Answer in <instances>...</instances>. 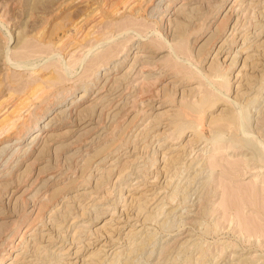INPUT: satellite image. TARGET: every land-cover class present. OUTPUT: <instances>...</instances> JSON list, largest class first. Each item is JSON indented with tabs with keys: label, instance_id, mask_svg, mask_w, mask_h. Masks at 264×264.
I'll return each mask as SVG.
<instances>
[{
	"label": "rangeland",
	"instance_id": "rangeland-1",
	"mask_svg": "<svg viewBox=\"0 0 264 264\" xmlns=\"http://www.w3.org/2000/svg\"><path fill=\"white\" fill-rule=\"evenodd\" d=\"M172 1L0 0V264H264V0Z\"/></svg>",
	"mask_w": 264,
	"mask_h": 264
},
{
	"label": "bare ground",
	"instance_id": "bare-ground-1",
	"mask_svg": "<svg viewBox=\"0 0 264 264\" xmlns=\"http://www.w3.org/2000/svg\"><path fill=\"white\" fill-rule=\"evenodd\" d=\"M171 1H172V0H171ZM222 1H223V0H222ZM172 2H173V1H172ZM170 3H171V2H170ZM170 3H169V4L167 3V4H168L167 7H168V6H171ZM164 7H166V6H164ZM162 8H163V7H162ZM233 10H234V8H233ZM157 11H158V10H157ZM164 15H165V14H163V15H162V18H160L161 20H163V16H164ZM258 24H259V23H258ZM257 33H258V32H257ZM166 34H167V33H166ZM252 34H253V33H252ZM247 37H248V36H247ZM247 37H246V35L244 36V34L241 36V38H240V39L242 40V42H241V47L243 46V43L246 42V38H247ZM235 40H236V39H235ZM223 43H224V42H223ZM247 43H248V42H247ZM138 45H139V44H138ZM142 45H143V44H142ZM142 45H140V46H142ZM140 46H139V47H140ZM143 46H144V45H143ZM139 47L137 46V48H139ZM241 47H240V49H241ZM143 48H144V47H142V49H143ZM124 51H125V50H124ZM217 51H218V50H217ZM239 52H240V50H239V51L237 50V51L235 52L234 57H232V58H235V56H237V54H238ZM149 54H150V53H149ZM126 55H127V54H126ZM146 55H147V54H146ZM2 56H3V55H2ZM9 60H10V59H9ZM231 60L233 61V59H231ZM232 63H233V62H232ZM114 69H115V68H114ZM114 69H113V70H114ZM102 74H103V75L106 74V71H105V72H102ZM218 74H219L220 77H221V74H222V73H219V72H218ZM218 74H215V75L217 76ZM106 75H107V74H106ZM219 75H218V76H219ZM223 75H224V74H223ZM225 75H226V74H225ZM103 77H104V76H103ZM220 77H219V79H220ZM221 78H222V79L225 78V79H223V80H225V81L227 80V79H226V76H224V77L222 76ZM227 78H229V77H227ZM180 80H181V78H180ZM171 81L178 82L179 79H177V80H176V79H175V80L172 79ZM181 81H182V80H181ZM95 82H96V81H95ZM104 83H105V81H104ZM102 85H103V84H102ZM171 86H172V87H175L176 85L174 86L173 83H172ZM171 86H170V88H171ZM101 87H102V86H101ZM105 87H106V86H105ZM258 88H259V87H258ZM98 89H99V88H98ZM171 89H172V88H171ZM171 89H170V91H171ZM172 90H173V89H172ZM210 95H211V94H210ZM212 95H213V94H212ZM86 96H87V95H86ZM208 97H209V96H204V95H203V97H202V96H201V98L199 97L200 100H198V101L196 102L197 106H200V107L202 108V109H200V111H198V112H194V111H195L194 109L197 108V107H195V105H194V106H191L192 108L189 106L191 109H189V107H188V110H192V113L194 112L195 114H196V113H201V115L204 114V113H205V112H204L205 109H203V108H206V107H204V106H205V105H209V107H208L209 109H208V108H207V109L210 110L212 107H214V105L216 104V100H217V99H215V100H211V99L208 98ZM84 98H85V94H84V93H81V94L79 95V99H78V100H82V99H84ZM253 98H254V97H253ZM152 99H153V98H152ZM254 99L256 100L257 97L254 98ZM58 100H59V99H58ZM76 100H77V99H76ZM78 100H77V101H78ZM163 101H164V100H163ZM256 101H257V100H256ZM55 102H56V100H55ZM72 102H75V101H72ZM159 102H160V101H159ZM254 102H255V101H254ZM54 104H55V103H54ZM18 106H19V105H18ZM53 106H54V105H53ZM53 106H52V107H53ZM15 107H16V105H15ZM246 107H247V106H246ZM16 108H17V107H16ZM46 108H47V107H46ZM12 109H13V108H12ZM49 109H50V108L46 109L45 112H43V113L46 114L48 111H50ZM52 109H53V108H52ZM52 109H51V110H52ZM186 109H187V108H186ZM188 110H187V112H188ZM198 110H199V109H198ZM17 111H18V109H17ZM65 111H66V110H65ZM182 111H183V110H182ZM182 111H181V113H182ZM196 111H197V110H196ZM12 112H13V111H12ZM14 112H15V111H14ZM187 112H186V113H187ZM71 113H72V112H71ZM188 113L190 114L191 112H188ZM192 113H191L190 115H189V114H188V115L186 114V116H191V115L193 116L194 114H192ZM247 113H248V112H247ZM249 113H250V112H249ZM51 114H52V113H51ZM11 115H12V114H11ZM48 115H49V114H48ZM201 115L199 114L200 117H201ZM12 116H13V115H12ZM51 116H52V115H51ZM192 116H191V118H192ZM234 116H235V115H234ZM246 116H248V115L246 114ZM41 117H42V115L39 116V117H36L34 123H32V126L30 125V127H31L32 129H34V133H33V135L31 136V138H29V140L27 139L28 142L24 143V142H25V136H27L26 134H27V133L29 132V130L31 129L30 127H29L30 129L27 128V130L19 131V133L16 132V133H15L16 135H13L14 139H6V140H9V141H11V142H9L10 144L2 145V148H7V147H11V146H18L19 144H22V143H24V145H25V144H28V146L31 145L29 148H28V147H27L26 149L24 148V152H21V154L19 155V157H21L22 159L25 158L28 154H30L29 151H31V150H29V149H33V147L37 144L39 138H42L41 136H42V134H43V131H45V130L47 129V127L50 125V124H49V121H50V120H48L47 122L44 121V122H46V123H43V125H41L40 122H39V119H40V121H41ZM58 117H59V115H58ZM193 117H194V119H195V116H193ZM197 117H198V116H196V118H197ZM200 117H199V118H200ZM203 117H204V115H203ZM203 117H201L200 120H202ZM8 118H9V121H10V117H8ZM49 118H50V117H49ZM49 118L47 117V119H49ZM188 118H189V117H188ZM199 118L197 119V122L199 121ZM242 118H243V117H242ZM47 119H46V120H47ZM50 119H51V118H50ZM230 119H232V116H231ZM235 119H236V116H235ZM235 119H234V120H235ZM244 119H246V118H244ZM195 120H196V119H195ZM51 121H52V120H51ZM218 121H219V120H217V121L213 120V121L211 122V123L213 124L212 127H214V126L216 127V125H218V126H217L218 128H219V127H223V130H222V131H224L225 129H228V130H229V127H230L231 124L233 123L232 121H230V120H228V119H223L222 121L220 120V122H218ZM178 122H179V121H178ZM181 122H182V121H180V123H181ZM195 122H196V121H195ZM197 122H196V123H197ZM199 122H200V121H199ZM217 122H218V123H217ZM10 124H11V123H10ZM201 124H202V122H201ZM212 124H211V125H212ZM233 124H234V123H233ZM233 124H232V126H235V125H233ZM235 124H236V123H235ZM174 125H176V124H174ZM179 125H180V124H179ZM188 125H189V124H188ZM196 125H197V124H196ZM209 125H210V124H209ZM190 126H191V125H190ZM190 126H189V127H190ZM194 126H195V125H194ZM198 126H199V125H198ZM4 127H5V126H4ZM178 127H179V126H178ZM183 127H184V126H183ZM187 127H188V126H187ZM187 127H186V128H187ZM196 127H197V126H196ZM196 127H195V128H196ZM210 127H211V126H210ZM225 127H226V128H225ZM227 127H228V128H227ZM231 128H232V127H231ZM0 129H1V128H0ZM14 129H15V128H14ZM17 129H18V128H17ZM20 129H21V128H20ZM176 129H177V128H176ZM176 129H175V130H176ZM184 129H185V128H180V129L178 130L180 134H179V133H178V134L181 135V134L184 132ZM188 129H189V128H188ZM192 129H193V128H192ZM214 129H215V128H214ZM214 129H212V130L214 131ZM241 129H242V128H241ZM18 130H19V129H18ZM18 130H17V131H18ZM193 130H194V129H193ZM217 130H218V129H217ZM230 130H231V129H230ZM242 130H243V129H242ZM12 131H13V130H12ZM15 131H16V130H15ZM195 131H196V130H195ZM195 131H194L193 133L196 134ZM215 132H216V130H215ZM238 132H239V131H238ZM242 132H243V131H242ZM13 133H14V131H13ZM17 133H18V134H17ZM44 133H45V132H44ZM216 133H217V132H216ZM47 134H48V132H47ZM212 134H213V133H212ZM218 134H219V132H218ZM232 134H234V133H232ZM215 135H217V134H215ZM220 135H221V133H220ZM212 136H213V135H212ZM218 136H219V135H218ZM9 137H11V136H9ZM215 137H216V136H215ZM219 137L221 138V136H219ZM219 137H218V138H219ZM243 137H244V136H243ZM218 138H214V139L216 140V141H214V145L219 141V140H217ZM234 138H236V137H234ZM239 139H240V138H239ZM12 140H13V141H12ZM43 140H44V139H43ZM236 141H237V140H236ZM240 141H241V140H240ZM240 141H239V142H240ZM245 141H246V140H245ZM85 142H86V141H85ZM215 142H216V143H215ZM220 142H222V141H219L218 144H219ZM237 142H238V141H237ZM247 142H248V141H247ZM4 143H5V142H4ZM6 143H7V142H6ZM72 143H73V142H72ZM212 143H213V142H212ZM248 143H249V142H248ZM248 143H247V144H248ZM1 144H2V143H1ZM88 145H89V144H88ZM212 145H213V144H212ZM214 145H213V146H214ZM216 145H217V144H216ZM216 145H215V146H216ZM219 145H220V144H219ZM219 145H218V146H219ZM240 145H242V142H240ZM243 145H244V144H243ZM221 146H222V145H221ZM240 147H241V146H240ZM240 147H239V149H240ZM0 148H1V146H0ZM242 148H243V147H242ZM242 148H241V149H242ZM244 148H245V147H244ZM236 149H237V148H236ZM0 150H1V149H0ZM20 150H21V149H20ZM2 151H3V150H2ZM18 151H19V150H18ZM32 152H33V151H32ZM259 154H260V153H259ZM17 156H18V155H17ZM261 157H263V156H261ZM12 159H13V158H12ZM20 160H21V159H20ZM20 160H19V161H20ZM2 162H3V161H2ZM211 163H212V162H211ZM18 164H19V162H18ZM18 164H17V165H18ZM214 164L217 165V163H215V162H214ZM233 164H234V163H233ZM233 164H232V165H233ZM13 166H14V165H13ZM15 166H16V165H15ZM10 167H11V166H10ZM14 172H15V171H14ZM0 173H1V171H0ZM200 173H201V169H200ZM0 175H1V174H0ZM6 175H7V174H6ZM2 176H3V174H2ZM196 176H197V175H196ZM3 177H4V176H3ZM6 178H7V177H6ZM8 178H9V176H8ZM54 178H55V177H54ZM12 179H13V178H12ZM52 179H53V178H52ZM4 181H5V180H4ZM5 182H6V181H5ZM10 183H11V182H10ZM251 185H252V184H251ZM251 185H250V187H251ZM253 185H254V184H253ZM222 186H223V185H222ZM243 187H244V186H243ZM253 187H254V186H253ZM244 188H245V187H244ZM244 188H243V189H244ZM258 188H260V187L258 186ZM258 188L256 187L257 190H258ZM1 189H2V188H1ZM226 189H227V188H226ZM239 189H240V187H239ZM251 189H252V187L249 188V190H251ZM254 189H255V187L252 189V191H254ZM241 190H242V189H241ZM249 190H247V191L249 192ZM227 191H229V190H227ZM242 191H243V190H242ZM242 191H240V193H243ZM223 192H224V190H223ZM237 192H238V189H237ZM237 192H236V193H237ZM244 192H245V189H244ZM254 192H255V191H254ZM257 192H258V194L261 193V191H257ZM259 192H260V193H259ZM262 192H264V191H262ZM249 193H251V192H249ZM225 194H227V192H226ZM245 194H246V193H245ZM253 194H254V193H253ZM255 194H256V193H255ZM2 195H3V194H2ZM223 195H224V194H223ZM237 195H241V194L238 193ZM243 195H244V193H243ZM243 195H241V196L244 197L245 195H244V196H243ZM262 195H263V194H262ZM225 196H226V195H225ZM249 196H251V194H249ZM259 196H261V195H259ZM259 196H256V195H255V198H256V197H259ZM228 197H229V196H228ZM228 197H227V198H228ZM232 197H233V196H232ZM237 197H239V196H237ZM251 197H252V196H251ZM261 197H262V196H261ZM224 198H225V197H224ZM229 198H231V197H229ZM233 198H235V197H233ZM239 198H241V197H239ZM253 198H254V195H253ZM14 199H15V198H14ZM248 199H249V197H248ZM251 199H252V198H251ZM224 200H225V199H224ZM242 200H243V199H242ZM253 200H254V199H253ZM234 201H235V200H234ZM254 201H255V200H254ZM254 201H253V203H255ZM49 202H50V201H49ZM235 202H236V201H235ZM241 202H242V201H241ZM224 203H226V201H225ZM227 203H228V202H227ZM229 203H231V202H229ZM229 203H228V205H229ZM233 204H235V203H233ZM243 204H244V203H243ZM243 204H242V208H244V207H243ZM226 206H227V205H226ZM231 207H232V206H231ZM225 208H226V207H225ZM227 208H229V207H227ZM229 209H230V208H229ZM29 210H31V209H29ZM242 210H243V209H242ZM230 211H231V210H230ZM25 212H26V211H25ZM258 212H259V211H258ZM258 212H256V213H258ZM27 213H28V212H27ZM243 213H244V211H243ZM240 214H241V212H240ZM244 214H245V213H244ZM262 214H263V213H262ZM241 215H242V214H241ZM263 215H264V214H263ZM259 216H261V215H259ZM238 217H239V215H238ZM262 217H263V216H262ZM241 219H242V218H241ZM18 227H19V224H17V225L15 226V228H18ZM262 229H263V228H262ZM263 230H264V229H263ZM15 231H16V230H15ZM15 231H12V233H10L9 236H12V235L15 233ZM25 232H26V231H25ZM7 234H8V233H7ZM24 235H25V234H24ZM9 236H8V237H9ZM22 237H23V235L21 236V238H22ZM11 238H12V237H11ZM21 238H20V239H21ZM8 239H9V238H8ZM10 241H12V240L10 239ZM8 242H9V241H8ZM4 243H5V242H4ZM4 243H3V244H4ZM15 245H16V244H15ZM17 245H18V243H17ZM3 246H4V245H3ZM4 247H5V246H4ZM10 252H11V250H6V253H10ZM15 255H16V254H15ZM17 255H18V254H17ZM17 255H16V256H17ZM14 257H15V256H14ZM5 258H7L5 255L0 254V263H1ZM15 259H16V258H15ZM5 261H6V260H5ZM12 263H13V262H12ZM9 264H10V262H9Z\"/></svg>",
	"mask_w": 264,
	"mask_h": 264
}]
</instances>
